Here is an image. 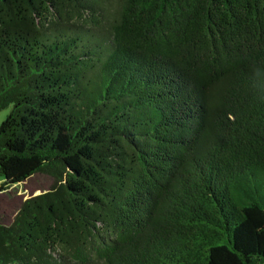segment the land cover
Returning a JSON list of instances; mask_svg holds the SVG:
<instances>
[{
	"label": "trees",
	"instance_id": "trees-1",
	"mask_svg": "<svg viewBox=\"0 0 264 264\" xmlns=\"http://www.w3.org/2000/svg\"><path fill=\"white\" fill-rule=\"evenodd\" d=\"M0 264L264 262V0H0Z\"/></svg>",
	"mask_w": 264,
	"mask_h": 264
},
{
	"label": "rangeland",
	"instance_id": "rangeland-1",
	"mask_svg": "<svg viewBox=\"0 0 264 264\" xmlns=\"http://www.w3.org/2000/svg\"><path fill=\"white\" fill-rule=\"evenodd\" d=\"M9 105L0 111V125L11 111ZM4 178L0 175V184ZM52 176L44 173L35 174L24 183H18L4 189L0 188V222L10 225L23 202L32 196H37L47 191L53 184ZM264 264V262L262 263Z\"/></svg>",
	"mask_w": 264,
	"mask_h": 264
}]
</instances>
